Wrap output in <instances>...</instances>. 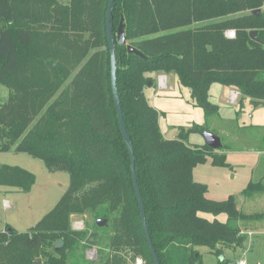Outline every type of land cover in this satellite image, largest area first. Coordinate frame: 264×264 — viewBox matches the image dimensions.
Here are the masks:
<instances>
[{
  "label": "trees",
  "instance_id": "obj_1",
  "mask_svg": "<svg viewBox=\"0 0 264 264\" xmlns=\"http://www.w3.org/2000/svg\"><path fill=\"white\" fill-rule=\"evenodd\" d=\"M107 7L108 0H0V85L9 89L0 102V151L27 153L70 175L68 189L35 226L20 232L7 224L0 231V264H132L137 258L155 264L112 90ZM122 19L126 45L117 40ZM112 28L117 88L161 264H203L198 247L219 258L224 248L244 246L238 222L252 216L238 209L234 195L210 199L208 185L194 178L208 157L227 166L226 154L188 143L190 131L208 130L203 125L166 138L145 89L155 87L154 74L173 73L207 115L218 110L209 99L213 83L262 104L264 0H114ZM128 44L144 56L128 52ZM35 182L29 170L0 163V185L28 192ZM243 192L264 193V184L250 182ZM203 213H225L228 220ZM74 214L95 221L76 230ZM97 218L106 224L98 226ZM98 243L107 244L99 261L87 259L85 249Z\"/></svg>",
  "mask_w": 264,
  "mask_h": 264
},
{
  "label": "rangeland",
  "instance_id": "obj_2",
  "mask_svg": "<svg viewBox=\"0 0 264 264\" xmlns=\"http://www.w3.org/2000/svg\"><path fill=\"white\" fill-rule=\"evenodd\" d=\"M169 84L173 89H158L159 86L145 89L149 102L159 111L164 136L177 138L181 131H188L195 124L217 133L225 145L224 150L217 153H225L229 164L215 166L212 158L208 157L197 167L195 178L208 185L207 196L210 199L224 201L234 195L238 209L252 216L238 222L247 235L245 245L235 249L224 248L223 257L230 258L234 264L240 258H244L247 264H264V193L247 195L243 192L250 182L262 181L264 184V105L256 107L249 99L241 105L232 104L231 90L225 92V85L213 83L209 99L218 106V110L207 115L204 109L194 104L191 90L179 82L177 75L169 76ZM8 95L9 89L1 84L0 102ZM188 143L205 144L203 132L190 131ZM0 163L20 166L36 176V182L28 192L0 185V229L9 224L20 232L28 231L60 200L69 187L70 175L67 171H51L41 159L14 150L0 151ZM203 216L221 222L228 220L225 213H203ZM94 221L90 214H74L71 227L83 230L92 226ZM248 229L254 230L249 231L252 235L245 231ZM104 240L107 241L105 243L109 241L107 238ZM104 245L107 244L87 247L84 251L87 259L99 261ZM198 249L202 253L203 264H221L220 257L208 247Z\"/></svg>",
  "mask_w": 264,
  "mask_h": 264
},
{
  "label": "water",
  "instance_id": "obj_3",
  "mask_svg": "<svg viewBox=\"0 0 264 264\" xmlns=\"http://www.w3.org/2000/svg\"><path fill=\"white\" fill-rule=\"evenodd\" d=\"M113 5H114V0H108V7H107V12H106V29H107V36L110 44V52H111V80H112V90L115 98V103H116V108L118 112V118H119V123H120V129L122 131L123 137L125 138L129 151H130V156H131V172H132V178H133V183H134V188L135 192L137 195L138 199V204H139V210H140V215H141V220H142V225L146 233L147 237V242L150 248L151 255L153 257L154 263L155 264H161V261L159 259L158 253L154 247L148 225H147V220H146V211H145V205L144 201L140 192V187L137 181V175H136V169H135V156H134V151L132 148V143H131V138L130 135L128 134L126 124L124 121V116H123V110H122V105L120 101V96L117 88V61H116V43L113 35V28H112V17H113ZM259 12V10H255L254 13ZM250 37L255 40L260 42V38L258 35L257 30H251L250 31ZM117 40L121 45H126L127 44V39L125 36V29H124V23L123 19L121 20V23L118 28V33H117ZM128 52L130 53H135L140 56H144V54L137 49L136 47L129 45L128 44ZM203 135L205 137V144L209 145L213 149H220L222 147V141L221 138L216 135L214 132L210 130H206L203 132ZM106 219H101L97 218L96 223L98 226H104L106 224ZM63 240H58L56 242V246L60 247L62 246ZM221 260L224 259L223 256L220 257ZM34 264H43L42 260L35 261ZM233 264V263H230Z\"/></svg>",
  "mask_w": 264,
  "mask_h": 264
},
{
  "label": "built area",
  "instance_id": "obj_4",
  "mask_svg": "<svg viewBox=\"0 0 264 264\" xmlns=\"http://www.w3.org/2000/svg\"><path fill=\"white\" fill-rule=\"evenodd\" d=\"M236 33H235V30H228L227 31V36L228 37H235ZM158 86L159 88L161 89H169V85L167 84V81H166V75H160L158 77ZM239 91L238 90H234V91H231V95H230V102L231 103H236L237 99H238V96H239ZM80 228V227H79ZM250 235H252V232H249ZM92 251H90L91 253ZM132 264H143V261L141 258H137L135 260L134 263ZM236 264H247L246 260L244 258H240Z\"/></svg>",
  "mask_w": 264,
  "mask_h": 264
},
{
  "label": "crops",
  "instance_id": "obj_5",
  "mask_svg": "<svg viewBox=\"0 0 264 264\" xmlns=\"http://www.w3.org/2000/svg\"><path fill=\"white\" fill-rule=\"evenodd\" d=\"M166 75V81H167V84L169 85V87H170V89H173V86L172 85H170L169 84V76L171 75V76H173L174 74L173 73H170V74H165V73H157L156 75L154 74V78H155V86H158V77L160 76V75ZM226 86V85H225ZM158 89H159V87H158ZM225 92H228V91H234V90H237L236 88H234V87H230V86H226L225 87ZM209 93H210V91H209ZM246 99H249V98H243L242 97V95H241V93H239V96H238V99H237V101H236V103H238L239 105H241V104H244V101L246 100ZM240 101H241V104H240ZM249 101H250V99H249ZM251 102V101H250ZM233 104V103H232ZM252 104V103H251ZM260 105H264V102L262 103V104H260ZM259 105V106H260ZM241 107H243V106H241ZM258 107V106H257ZM210 131H212V130H210ZM213 132V131H212ZM215 133V132H214ZM216 135H218L217 133H215ZM229 135V134H228ZM219 136V135H218ZM220 137V136H219ZM221 138V137H220ZM171 139V138H170ZM172 139H174V138H172ZM221 141H222V139H221ZM222 144H224L223 142H222ZM217 152H220V151H223L224 149L221 147L220 149H215ZM198 167V166H197ZM197 167L195 168V170H194V178H195V173H196V169H197ZM196 179V178H195ZM5 227L6 226H4V227H2L1 229H0V231L1 230H4L5 229ZM245 231H254V230H252V229H248V230H245ZM257 264H260V263H257Z\"/></svg>",
  "mask_w": 264,
  "mask_h": 264
}]
</instances>
